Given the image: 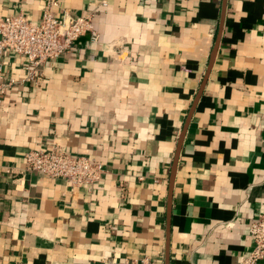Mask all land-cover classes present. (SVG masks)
<instances>
[{
  "label": "crops",
  "instance_id": "0c3cea01",
  "mask_svg": "<svg viewBox=\"0 0 264 264\" xmlns=\"http://www.w3.org/2000/svg\"><path fill=\"white\" fill-rule=\"evenodd\" d=\"M44 3L0 0V15L37 22ZM54 10L91 13L99 38L30 79L23 56L3 55L15 83L0 104V264H236L264 213V0ZM54 144L99 161L100 179L26 168L24 151Z\"/></svg>",
  "mask_w": 264,
  "mask_h": 264
},
{
  "label": "built area",
  "instance_id": "2783aa9c",
  "mask_svg": "<svg viewBox=\"0 0 264 264\" xmlns=\"http://www.w3.org/2000/svg\"><path fill=\"white\" fill-rule=\"evenodd\" d=\"M57 5L58 0H45L41 18L37 22L23 13L0 15V104L15 83L14 79L4 75V53L23 56L30 79L44 62L71 51L81 35L88 33L91 41H98L99 35L93 26L91 13L77 17L57 15L54 10ZM23 160L27 169L64 178L68 185L85 189H90L104 171L99 161L71 154L58 144L50 149H27L23 153ZM248 233L252 247L240 255L236 264H258L264 259V213L250 220ZM119 264L161 263L149 255H143Z\"/></svg>",
  "mask_w": 264,
  "mask_h": 264
},
{
  "label": "water",
  "instance_id": "95a60500",
  "mask_svg": "<svg viewBox=\"0 0 264 264\" xmlns=\"http://www.w3.org/2000/svg\"><path fill=\"white\" fill-rule=\"evenodd\" d=\"M216 48H217V42L215 43V45L213 46V49H212V51H211V55H210V64H211V61L213 60V58H214V56H215ZM181 137H182V133H180L179 143H178V145H177L176 153H175V156H174V159H173V164H172V169H173V171H174L175 166H176L177 154H178V151H179V148H180Z\"/></svg>",
  "mask_w": 264,
  "mask_h": 264
}]
</instances>
